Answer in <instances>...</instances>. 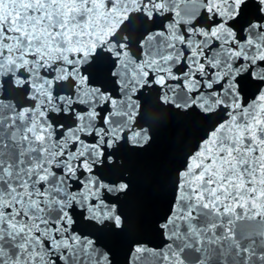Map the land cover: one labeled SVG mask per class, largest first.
Wrapping results in <instances>:
<instances>
[{
    "label": "snow or ice",
    "instance_id": "1",
    "mask_svg": "<svg viewBox=\"0 0 264 264\" xmlns=\"http://www.w3.org/2000/svg\"><path fill=\"white\" fill-rule=\"evenodd\" d=\"M0 264H264V0H0Z\"/></svg>",
    "mask_w": 264,
    "mask_h": 264
},
{
    "label": "water",
    "instance_id": "2",
    "mask_svg": "<svg viewBox=\"0 0 264 264\" xmlns=\"http://www.w3.org/2000/svg\"><path fill=\"white\" fill-rule=\"evenodd\" d=\"M146 107L149 112L158 111L152 102H149ZM198 130L196 122L177 117L165 136L157 140L147 152L134 157L133 169L139 185V194L150 213L155 214L160 211L164 203L162 198L157 199L153 195L156 177L166 173L179 155L192 144L198 135ZM159 188L163 191L164 185H159ZM149 239L156 244L159 242L155 236H150ZM118 258L125 260L123 251L118 252Z\"/></svg>",
    "mask_w": 264,
    "mask_h": 264
}]
</instances>
